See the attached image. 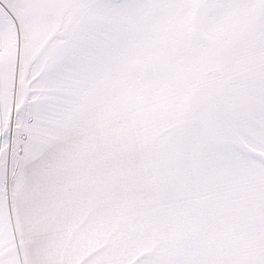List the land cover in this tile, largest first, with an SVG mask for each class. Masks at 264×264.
<instances>
[{
  "label": "snow or ice",
  "instance_id": "snow-or-ice-1",
  "mask_svg": "<svg viewBox=\"0 0 264 264\" xmlns=\"http://www.w3.org/2000/svg\"><path fill=\"white\" fill-rule=\"evenodd\" d=\"M0 264H264V0H0Z\"/></svg>",
  "mask_w": 264,
  "mask_h": 264
}]
</instances>
